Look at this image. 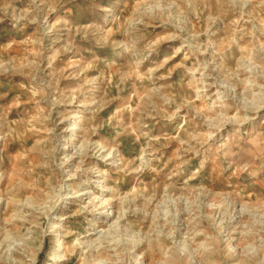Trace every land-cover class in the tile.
<instances>
[{
	"label": "rangeland",
	"instance_id": "1",
	"mask_svg": "<svg viewBox=\"0 0 264 264\" xmlns=\"http://www.w3.org/2000/svg\"><path fill=\"white\" fill-rule=\"evenodd\" d=\"M0 264H264V0H0Z\"/></svg>",
	"mask_w": 264,
	"mask_h": 264
},
{
	"label": "bare ground",
	"instance_id": "2",
	"mask_svg": "<svg viewBox=\"0 0 264 264\" xmlns=\"http://www.w3.org/2000/svg\"><path fill=\"white\" fill-rule=\"evenodd\" d=\"M74 129H76V128H74ZM102 152V151H101ZM85 193V192H84Z\"/></svg>",
	"mask_w": 264,
	"mask_h": 264
}]
</instances>
